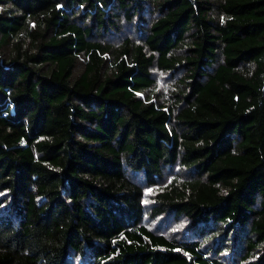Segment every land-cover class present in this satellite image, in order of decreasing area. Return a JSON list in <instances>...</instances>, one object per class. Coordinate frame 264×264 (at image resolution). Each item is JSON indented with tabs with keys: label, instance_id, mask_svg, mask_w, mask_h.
<instances>
[{
	"label": "trees",
	"instance_id": "trees-1",
	"mask_svg": "<svg viewBox=\"0 0 264 264\" xmlns=\"http://www.w3.org/2000/svg\"><path fill=\"white\" fill-rule=\"evenodd\" d=\"M0 264H264V0H0Z\"/></svg>",
	"mask_w": 264,
	"mask_h": 264
}]
</instances>
